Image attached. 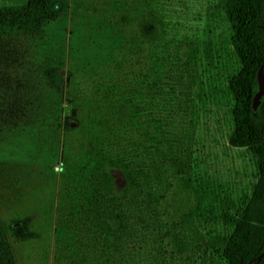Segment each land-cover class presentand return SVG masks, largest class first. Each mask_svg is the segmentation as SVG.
<instances>
[{
	"label": "trees",
	"instance_id": "obj_1",
	"mask_svg": "<svg viewBox=\"0 0 264 264\" xmlns=\"http://www.w3.org/2000/svg\"><path fill=\"white\" fill-rule=\"evenodd\" d=\"M56 3L66 0L0 6V131L53 119L64 140L54 264H196L194 257L204 264L213 256L246 264L255 258L264 249V98L252 109L264 58V0L220 3L235 63L225 79L232 122L227 144L245 149L257 174L241 205L225 199L202 222L191 179L192 87L198 61L208 65L217 55L210 41L199 50L167 40L163 19L146 2L119 13L116 24L135 31L124 38V60L112 72L91 67L87 80L71 69L76 111L62 120L49 98H60L59 69L38 67L30 55L44 27L60 16ZM262 75L264 81V66ZM112 169L121 174L120 188ZM218 222L228 233L205 230ZM10 235L27 238L15 227ZM0 264H16L1 216ZM250 264H264V254Z\"/></svg>",
	"mask_w": 264,
	"mask_h": 264
},
{
	"label": "rangeland",
	"instance_id": "obj_2",
	"mask_svg": "<svg viewBox=\"0 0 264 264\" xmlns=\"http://www.w3.org/2000/svg\"><path fill=\"white\" fill-rule=\"evenodd\" d=\"M24 1L0 0V6ZM145 2L163 19L167 40L192 42L199 50L210 41L217 54L208 65L203 59L198 61L192 87L191 179L201 197L198 213L203 215L199 218L202 222L207 211L218 209L225 199L235 207L241 205L257 174L252 156L245 149L227 144L232 122L225 79L235 63L230 55L229 29L220 9L221 0H66L63 5H53L60 16L44 27L43 35L33 42L30 55L38 67L59 69L63 81L60 98L59 94L49 98L52 111L58 119L60 112L65 120L76 111L70 102L71 69L78 70L75 75L84 80L91 67L97 73L112 72L114 62L124 60V38L135 35L128 25L116 24L118 14ZM91 76L89 81L95 79L94 74ZM69 126L77 124L70 121ZM65 166L64 140L53 119L0 131V216L16 264H54L55 242L60 237L55 208ZM110 172L120 188V172ZM189 203L191 208L195 206L194 196ZM13 227L27 238L18 241L11 237ZM205 230L228 233V228L219 222ZM194 259L196 264L200 262L198 257ZM204 264H222V260L206 257Z\"/></svg>",
	"mask_w": 264,
	"mask_h": 264
},
{
	"label": "water",
	"instance_id": "obj_3",
	"mask_svg": "<svg viewBox=\"0 0 264 264\" xmlns=\"http://www.w3.org/2000/svg\"><path fill=\"white\" fill-rule=\"evenodd\" d=\"M264 66V58L262 59L257 72H256V79H257V91L254 94L252 98V109H255L256 105L258 104V101L260 98H264V81H263V75H262V68ZM264 254V249L263 251L258 254L255 258H252L248 260L246 264H250L256 259H259L262 255Z\"/></svg>",
	"mask_w": 264,
	"mask_h": 264
}]
</instances>
